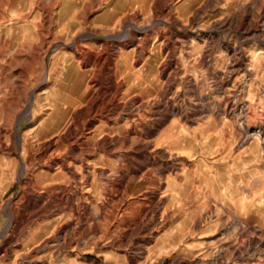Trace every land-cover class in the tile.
Instances as JSON below:
<instances>
[{
	"label": "rangeland",
	"instance_id": "obj_1",
	"mask_svg": "<svg viewBox=\"0 0 264 264\" xmlns=\"http://www.w3.org/2000/svg\"><path fill=\"white\" fill-rule=\"evenodd\" d=\"M132 24L152 28L141 57L136 49L121 62L115 78L100 68L77 76L75 42L92 43L84 38L89 32L106 39ZM48 27L56 39L45 55L37 44ZM165 35L173 46L170 56L162 46ZM170 60L172 67L166 65ZM16 63L29 73L21 89H13L10 65ZM164 69L165 77L159 76ZM172 69H177L175 85L164 98L162 84ZM97 74L108 79L107 89L113 82L124 84L114 107H132L134 121L125 114L109 121L101 114L95 117L85 130L97 137L90 145L100 137L109 139L112 152L93 155V162L104 160L84 170L92 175L83 183L73 180L76 190L58 201L55 194L64 179L40 181L37 176L45 168L37 165L30 171L32 185L26 186L17 177L20 166L11 161H26V151H37L46 139L61 141L74 123L73 113L84 116L91 96L115 94L83 90ZM129 86L133 90L127 92ZM53 102L61 105L57 116L50 109ZM4 103L12 109L7 121L0 120L8 126L5 134L21 138L0 142V242L6 247L3 240L14 238L0 264H264V0H0V105ZM159 104L160 113L173 107L176 113L157 123ZM26 108L37 109L36 115L16 120L14 111ZM52 115L61 124L59 132L48 138L29 135ZM146 124L154 126L152 134L144 133ZM126 136L129 142H124ZM85 141L76 144L83 148ZM71 144L64 141L62 151ZM132 169H140L138 177ZM49 172L59 171L55 166ZM123 172L131 178L113 189L109 201V181L116 183ZM92 184L100 190L99 199L79 217L74 209L84 212ZM244 198L245 208L240 204ZM34 211L38 215L31 224L7 228L11 213L21 220Z\"/></svg>",
	"mask_w": 264,
	"mask_h": 264
},
{
	"label": "bare ground",
	"instance_id": "obj_2",
	"mask_svg": "<svg viewBox=\"0 0 264 264\" xmlns=\"http://www.w3.org/2000/svg\"><path fill=\"white\" fill-rule=\"evenodd\" d=\"M168 1V0H167ZM172 4V3H171ZM152 5V4H151ZM157 7V6H156ZM155 7V8H156ZM252 9V8H250ZM158 10V9H157ZM168 11V10H167ZM166 11V12H167ZM165 13V12H164ZM167 14V13H166ZM165 14V15H166ZM171 14V13H170ZM241 14V13H240ZM161 17V16H160ZM235 17V16H234ZM132 21V20H131ZM157 21V20H156ZM230 22L232 23L233 21L230 20ZM244 22V21H243ZM131 23V22H130ZM155 23V22H154ZM153 24V23H152ZM226 24V23H225ZM228 25V24H227ZM52 29L51 27H48L47 30L41 35V39L40 42L37 44V50L41 51L43 54L47 55L51 48L52 45L55 42V36H53L52 34ZM249 29V28H248ZM10 30V29H9ZM256 30V29H255ZM262 30V29H261ZM11 31V30H10ZM152 31L151 26H139V25H128V27L124 30V32L122 33H113L110 34V40L107 42H104L100 45H98V47L96 46H77L76 47V52L77 55L79 56V62L82 65H87L90 66L91 68H100L101 70H99L101 73L106 72L107 74H110L111 78H115V58L118 55V53L120 51H122V47L125 46V44H119V47H116V38H127L132 36V41H134L135 43H137V46L140 44H143L145 41H147V38L150 37V32ZM161 32V30H160ZM166 34V33H165ZM171 34V33H169ZM253 34V33H252ZM251 34V35H252ZM10 35V33H9ZM82 35V34H81ZM84 36H90V37H95L94 34H91L90 32L88 34H85ZM109 36V35H108ZM164 38V40L162 41V46L166 47L167 49H169L168 55L170 56L172 51V47L170 45V43H167L168 41V37L165 36H161ZM88 40V39H87ZM173 40V39H172ZM7 41V40H6ZM92 41V40H91ZM118 42V41H117ZM206 42V41H205ZM76 43V42H75ZM124 43V42H123ZM148 43V42H147ZM207 43V42H206ZM134 44V43H133ZM74 45V44H73ZM10 46V43H7V45H5V48L8 49V47ZM205 46V45H204ZM211 46V45H209ZM126 47V46H125ZM208 48V46H207ZM86 51V52H85ZM208 51V50H207ZM233 51H235V49H233ZM232 51V52H233ZM144 52V51H143ZM140 54V53H138ZM242 55V54H241ZM141 57V55H139ZM173 56V55H172ZM176 56V55H175ZM235 56V55H234ZM244 56V55H243ZM139 58V57H138ZM5 59V58H4ZM121 59V58H120ZM172 59V58H171ZM139 60V59H138ZM165 62V61H164ZM233 62V61H232ZM241 64V63H240ZM244 64V63H243ZM145 65V64H144ZM167 66H173V61L170 60L169 62H167L166 64ZM239 65V59H234V68L238 67ZM7 67V66H6ZM86 67V66H85ZM10 68L14 69V83L15 86L13 87L16 89H21V87H23V84L25 82L24 79L27 78L28 76V71L22 69L17 63L15 65L12 66V64L10 65ZM166 68V67H165ZM178 68V67H177ZM146 69V68H145ZM173 70V69H172ZM176 70L174 69L173 71H171V73L168 74V76H166V79L164 81V85L162 84V88H164V93L160 92V94L162 93V96L165 98V92L168 91L170 88H172L175 85V78L174 75L176 74ZM95 71V70H94ZM142 71V70H141ZM96 73V72H95ZM99 73V72H98ZM105 74V73H104ZM145 74V73H144ZM148 74V73H147ZM167 74L166 69H164L163 71H161L158 75L161 77H165V75ZM229 75V74H228ZM228 75H226L228 77ZM135 79V78H134ZM225 79V78H224ZM12 80V79H11ZM105 80L108 79H103L102 77L99 76V74L95 75V78H93V86L88 88L87 91H98L101 92L106 89V92H110V90L114 91V95L111 94V96L109 97V94H104L102 93L101 95L95 96V97H90L86 104L88 106L87 111L83 114L84 116H82L80 114V111L73 113L74 116V123H71L70 126L67 127V131L64 135L61 136V141H55L54 137L46 139L43 143V145L41 146V148H39L37 151H26L27 154L29 155L27 157L26 161L23 160H19L17 161L16 159L12 160L11 163L13 165H19L20 167V171L18 174V178L20 179V181L26 185V186H31L33 181H34V176L32 174H30L31 169L34 166L39 165L40 168H45L50 170H53L55 168V166H57L58 169V173L55 175H51L50 172L48 170H43L40 174H38L37 178L42 181V182H47V181H59L61 179H64L65 183L63 184V186L60 187V191L58 193L55 194V198L58 201H63V198H65L66 196L69 195V193L75 189L74 186H71L70 184L72 183L73 180H80L81 183L85 182L89 176H91L92 174L90 172H87L86 174H83V171L86 170L87 168H91L92 166H94L97 163H101L102 160H104L103 158H100V160L97 162H93L90 158L93 155H96L98 152H103V153H110L112 151L111 150V146L112 140L109 139H104V138H98V140L91 146L90 141L95 140L97 137H90L89 135L93 134V130L90 131L89 133H86L88 135L85 134V130H87L88 128H90L93 125V122L95 121V117L99 114L104 115L106 117V119L109 120H113L115 117L121 116L125 114V117L127 118V120L134 121V116H135V110L131 109L132 107L123 104L122 106H119L117 104V106L114 107L115 105V101H116V97L121 93L122 90V84H115L113 82V85L110 83V87L107 89L104 87L105 85ZM223 81V80H222ZM184 82V81H183ZM161 82L159 81L158 84H160ZM223 83V82H222ZM188 84V83H187ZM161 85V84H160ZM87 86V85H86ZM8 88V87H7ZM163 91V89H162ZM105 92V91H104ZM44 93V92H43ZM93 95V94H92ZM173 95V93H172ZM174 96V95H173ZM137 98V96H136ZM178 98V97H177ZM176 99V98H175ZM107 100V101H106ZM133 100V99H132ZM158 100V99H157ZM137 102V101H136ZM163 102V101H162ZM175 102V101H174ZM177 102V100H176ZM83 104L82 101L80 103H78V106ZM131 104V103H130ZM164 104V103H162ZM157 105V104H156ZM60 103H52L51 104V111L53 112L52 114L54 115V113L56 114V116L59 114L58 110H61L60 107ZM156 108V107H155ZM136 109V108H135ZM160 109H162L161 105H158V110L155 112V115H160V119H158L156 122H161L163 119L167 118L169 115L176 113V109L175 107H173L172 109L164 112V110L161 111L160 113ZM84 110V109H83ZM153 110V109H152ZM167 110V109H166ZM73 111V110H72ZM12 112V109L10 108L8 103H4L3 105H0V120L5 122L7 121L10 113ZM37 112V109H35L33 111V109L30 108H26L24 110H20V111H14V113L16 114L15 119L16 120H21L23 118H28L30 116H35ZM145 113V111H144ZM179 114V113H178ZM50 116L49 118H47L46 120H43L42 122H40V124L38 126H35L34 128H32L30 130V134L29 135H35V136H39L42 138H48V136L55 134L57 132H59L60 130V126L61 124H56L55 120H56V116ZM149 115V114H148ZM186 115V114H184ZM190 115V114H189ZM72 116V115H71ZM84 119V122L81 124L79 121L80 119ZM182 119V118H181ZM28 120V119H27ZM121 121V120H120ZM80 123V124H79ZM162 123V122H161ZM63 126V125H62ZM109 126V125H108ZM142 126V125H141ZM156 126V125H155ZM97 127V125H96ZM133 128V127H132ZM19 129V127H18ZM108 129V128H107ZM113 129V128H112ZM135 127L134 129L130 130L132 133L135 132ZM145 129V134H152L155 131L154 126H150L147 124L144 127ZM91 130V129H90ZM129 131V132H130ZM6 132H8V126L6 124H2L0 123V142L2 143L3 140H7V137L10 136L11 140H15V139H20L21 136L19 135V133H15L12 132L10 133L9 136H6ZM112 132V131H111ZM260 132V131H259ZM143 133V134H144ZM95 134V133H94ZM90 138H89V137ZM100 136V135H99ZM85 138V143L81 144V146L83 148H80L79 146H77V142L80 141L81 139ZM106 138V137H105ZM23 139V137H22ZM114 140V139H113ZM130 138L129 136H126L124 139V142H129ZM71 142L72 144L70 145V149L69 151H62V149H64L66 146L63 145V142ZM115 143V142H114ZM123 143V142H122ZM24 144V143H23ZM28 144V143H27ZM156 144V143H155ZM26 145V144H25ZM114 145V144H113ZM141 145V144H140ZM150 146V143H146V147L148 148ZM79 147V148H78ZM85 147V148H84ZM121 148V147H120ZM138 148V147H137ZM9 149V147H8ZM7 149V150H8ZM101 150V151H99ZM3 152V151H2ZM1 152V153H2ZM161 153V152H160ZM114 155V154H113ZM55 156H60V158H54ZM121 156V155H120ZM107 157V156H106ZM111 157V156H110ZM123 157V156H122ZM112 158V157H111ZM157 158V157H156ZM127 159V158H126ZM128 160V159H127ZM160 160V159H159ZM136 161V160H135ZM126 162V161H125ZM124 162V163H125ZM139 162V161H138ZM144 162V160H143ZM146 162V161H145ZM106 163V162H105ZM131 163V162H130ZM104 164V163H103ZM110 164V163H109ZM118 164V163H117ZM108 165V164H107ZM130 165V164H128ZM139 165V164H138ZM144 166V165H143ZM160 166V165H159ZM130 167V166H129ZM132 167V166H131ZM94 168V167H93ZM114 168V167H113ZM150 168V167H149ZM157 169V167H156ZM159 169V168H158ZM140 169H132L133 172V176L135 177L138 173H139ZM94 174V173H93ZM158 174V173H157ZM115 175V174H114ZM94 176V175H93ZM109 176V175H108ZM117 176V175H116ZM115 176V177H116ZM131 174L129 172L127 173H121L120 177L116 179V183L111 180L109 181L110 183V191L108 192V194L110 196H112L113 194V189H115V187H120L121 184H123L125 181H127L128 179H130ZM139 175H137L138 177ZM99 177V176H98ZM164 177V176H163ZM162 178V177H161ZM115 180V179H114ZM139 180V179H138ZM39 181V182H40ZM47 184V183H46ZM136 184V183H135ZM138 184V183H137ZM87 185V184H86ZM163 186V184H162ZM9 187V186H8ZM93 187V189H92ZM91 188H88V192H86L87 197H85V199L83 200V204H82V210L84 211L83 213L79 210V209H74V213L77 214L79 217H84V214H86L88 210H91L90 207V203H93L95 201V199H99L98 195H100V190L98 191L97 186L95 184H92ZM142 187V186H141ZM140 187V188H141ZM32 188V187H31ZM49 189V188H47ZM96 189V190H95ZM32 190V189H31ZM76 190V189H75ZM35 191V190H34ZM138 191V189H137ZM23 192V190H22ZM25 192V191H24ZM77 192V191H76ZM94 194H93V193ZM118 192V190H117ZM44 193V192H43ZM120 193V192H119ZM135 193V192H134ZM158 193V192H157ZM33 194V193H32ZM72 194V193H71ZM105 194V193H104ZM149 194V193H148ZM73 195V194H72ZM128 195V194H127ZM153 195V194H152ZM157 195V194H156ZM29 196V195H28ZM34 196V195H33ZM54 196V195H53ZM60 196H62V199L59 198ZM37 197V196H36ZM39 200H42V195L39 194L38 196ZM48 198V197H47ZM59 198V199H58ZM81 198V197H80ZM113 196L111 197V200L109 199V201L113 200ZM77 199V198H76ZM245 199L240 202V204L242 205V207L245 208ZM71 200V199H70ZM161 200V199H160ZM44 201V199H43ZM25 202V201H24ZM74 202V201H73ZM80 202V201H79ZM118 202V201H117ZM160 202V201H159ZM9 203V202H8ZM27 207H30L32 204V200H27L26 201ZM49 204V203H48ZM75 204V203H74ZM47 205V204H46ZM101 205V204H100ZM64 206V205H63ZM74 206V205H73ZM108 206V205H107ZM8 207V206H7ZM37 207V206H36ZM39 207V206H38ZM61 207V206H60ZM60 207H57L56 209H60ZM101 207V206H100ZM103 208L106 207V204L104 206H102ZM42 208V207H41ZM240 208V207H239ZM25 209V208H24ZM36 209V208H35ZM102 209V208H101ZM10 211V210H9ZM31 211V209H30ZM57 211V210H56ZM70 211V210H69ZM51 212V211H50ZM94 212L97 216L100 215L99 209H97L96 207H94ZM103 212V211H102ZM101 212V213H102ZM41 213V212H40ZM46 213V212H45ZM55 213V212H54ZM104 213V212H103ZM8 214V213H7ZM44 214V213H43ZM58 214V213H57ZM34 215H38L36 211L33 212V214H31L28 218L27 216L25 217V219H19L17 220L14 213H11L10 215V221L8 223V225L6 224L7 228H13L15 225V227H19L25 223H30L31 218ZM71 215V214H70ZM114 215V214H113ZM46 216V215H45ZM52 216V215H51ZM35 217V216H34ZM55 217V216H54ZM22 218V217H21ZM42 218V217H41ZM46 218V217H45ZM60 218V217H59ZM68 218V217H67ZM92 218V217H91ZM33 219V218H32ZM35 220V219H34ZM90 220V219H89ZM63 221V220H62ZM33 222V221H32ZM37 222V221H36ZM35 222V223H36ZM34 223V222H33ZM238 223V222H237ZM31 224V223H30ZM55 225V224H54ZM85 225V224H84ZM200 225V224H199ZM30 226V225H29ZM27 227V225H26ZM6 228V230H7ZM24 228V227H23ZM16 229V228H15ZM65 229V228H64ZM115 230V229H114ZM65 231V230H64ZM25 233V232H23ZM65 233V232H63ZM5 235V234H4ZM73 235V234H72ZM12 236V235H11ZM17 237V236H16ZM53 237V236H52ZM19 238V236H18ZM20 239V238H19ZM14 240V238H13ZM13 240H9V239H4V245L6 247L3 246V243L0 242V251L2 250L3 254L1 255V260L5 257L8 256V254L12 251L13 249ZM42 240V239H41ZM18 244V243H17ZM46 244V243H45ZM101 251V250H100ZM44 253V252H43ZM101 254L100 252H98V255ZM8 260V259H7ZM94 261V260H93ZM91 262V261H90ZM99 262V261H98ZM183 262V261H182ZM186 262V261H185ZM91 264V263H90ZM93 264H97V262H93ZM182 264V263H181Z\"/></svg>",
	"mask_w": 264,
	"mask_h": 264
},
{
	"label": "crops",
	"instance_id": "obj_3",
	"mask_svg": "<svg viewBox=\"0 0 264 264\" xmlns=\"http://www.w3.org/2000/svg\"><path fill=\"white\" fill-rule=\"evenodd\" d=\"M111 15H106L105 17H110ZM113 17V16H112ZM113 19V18H112ZM108 24H110V23H108ZM84 38H88V40H93L92 41V43H90V44H84L83 46H85V45H88V46H91V45H93V46H97V45H100V44H102V43H104V42H107V41H109L110 40V35L106 38V39H102V38H100L99 36H97V35H95V37H90V36H84ZM132 39V36H130V37H127V38H116L115 39V41H116V44H115V46L116 47H119L120 45L119 44H125V46L124 47H122V51H120L119 53H118V55L116 56V58H115V77L116 76H118L119 74H120V67H121V65H122V61L123 60H125V58L126 59H128L129 58V56H130V54L131 53H133L134 55H135V52H136V49L138 50V52L140 53V54H138V55H142L143 54V51H144V53L146 52L145 50H146V48H147V46L149 45V40H150V37H148L147 38V41H145L143 44H140V45H138L137 46V43H135L134 41H132L131 40ZM118 41V42H117ZM124 42V43H123ZM148 42V43H147ZM134 43V44H133ZM77 46H79V42H76L75 43V45H74V48H73V52H72V55H75V57L77 58V61H78V64H75L74 65V69H75V71H76V74H77V76H85V75H87L89 72H91V70H93V69H96V68H91L90 66H87V65H83V66H86L87 68H88V71L87 72H81L80 70H79V65L81 66L82 64H80V62H79V56L77 55V52H76V47ZM80 46H82V45H80ZM129 46H131V49H128V47ZM132 50V51H131ZM140 57V56H139ZM121 58V59H120ZM127 62V61H126ZM128 63L129 62H127V67H128V69H130V67H129V65H128ZM126 70L125 72L127 73V72H129V70ZM50 73H48V75H49ZM62 74H64V72L62 73ZM106 84V83H105ZM93 86V84H87V86L85 87V89H83L84 91H87V89L88 88H90V87H92ZM123 86H124V84L122 83V90H123ZM61 86H60V84H58V87H57V91H61V88H60ZM104 87H105V85H104ZM64 89H65V91L67 90V88L66 87H64ZM79 88H77V89H75L76 91L78 90ZM73 90V89H72ZM71 90V91H72ZM80 90V89H79ZM121 90V91H122ZM133 90V88L131 87V86H129V87H127L126 88V91L127 92H130V91H132Z\"/></svg>",
	"mask_w": 264,
	"mask_h": 264
}]
</instances>
